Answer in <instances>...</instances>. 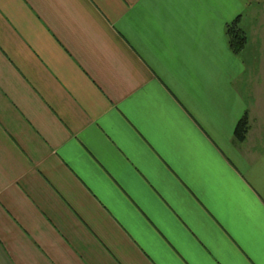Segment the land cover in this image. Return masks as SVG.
I'll return each mask as SVG.
<instances>
[{"label":"crops","instance_id":"1","mask_svg":"<svg viewBox=\"0 0 264 264\" xmlns=\"http://www.w3.org/2000/svg\"><path fill=\"white\" fill-rule=\"evenodd\" d=\"M0 264H264V0H0Z\"/></svg>","mask_w":264,"mask_h":264},{"label":"trees","instance_id":"2","mask_svg":"<svg viewBox=\"0 0 264 264\" xmlns=\"http://www.w3.org/2000/svg\"><path fill=\"white\" fill-rule=\"evenodd\" d=\"M242 15L238 16L232 22L226 25V36L231 50L239 55L248 44V35L241 26ZM249 129L248 118H242L236 128V136L240 140H244Z\"/></svg>","mask_w":264,"mask_h":264}]
</instances>
